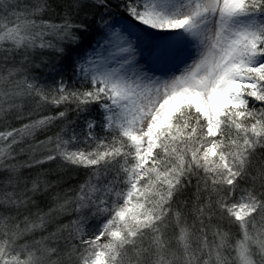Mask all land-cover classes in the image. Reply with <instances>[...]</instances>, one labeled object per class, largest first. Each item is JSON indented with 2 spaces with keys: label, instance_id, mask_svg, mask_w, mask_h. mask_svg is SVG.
<instances>
[{
  "label": "snow or ice",
  "instance_id": "obj_1",
  "mask_svg": "<svg viewBox=\"0 0 264 264\" xmlns=\"http://www.w3.org/2000/svg\"><path fill=\"white\" fill-rule=\"evenodd\" d=\"M0 264H264V0H0Z\"/></svg>",
  "mask_w": 264,
  "mask_h": 264
},
{
  "label": "trees",
  "instance_id": "obj_2",
  "mask_svg": "<svg viewBox=\"0 0 264 264\" xmlns=\"http://www.w3.org/2000/svg\"><path fill=\"white\" fill-rule=\"evenodd\" d=\"M77 53L72 54V58L74 59L76 57Z\"/></svg>",
  "mask_w": 264,
  "mask_h": 264
}]
</instances>
